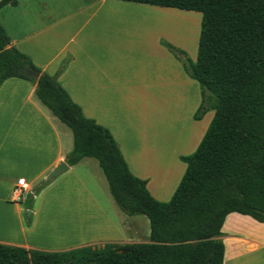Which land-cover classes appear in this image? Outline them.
Listing matches in <instances>:
<instances>
[{"label": "crops", "instance_id": "1", "mask_svg": "<svg viewBox=\"0 0 264 264\" xmlns=\"http://www.w3.org/2000/svg\"><path fill=\"white\" fill-rule=\"evenodd\" d=\"M173 9L126 0H15L0 7L10 44L47 74L65 62L61 87L85 117L109 131L128 170L162 202L184 171L179 156L193 153L210 119H189L198 85L159 43H175L166 34ZM197 37L198 31L196 44ZM181 119L186 124L173 125ZM71 146L70 130L38 101L34 83L1 82L0 243L62 251L147 242V219L118 209L93 158L66 163ZM58 160L67 168L38 189L27 218L25 199L14 200L12 187L24 178L32 192ZM248 217L225 216L217 237L222 264H264V222Z\"/></svg>", "mask_w": 264, "mask_h": 264}, {"label": "trees", "instance_id": "2", "mask_svg": "<svg viewBox=\"0 0 264 264\" xmlns=\"http://www.w3.org/2000/svg\"><path fill=\"white\" fill-rule=\"evenodd\" d=\"M200 13L195 59L160 39L195 80L199 119L213 115L195 150L179 156L184 171L170 198L154 199L145 180L128 170L109 131L85 117L61 87L10 44L0 25V84L8 77L34 83L38 101L71 133L68 165L93 158L108 193L125 215H144L147 242L103 243L62 251L0 243V264H222L217 237L230 212L264 222V0H126ZM15 0H0L14 4ZM29 223V220H26Z\"/></svg>", "mask_w": 264, "mask_h": 264}, {"label": "rangeland", "instance_id": "3", "mask_svg": "<svg viewBox=\"0 0 264 264\" xmlns=\"http://www.w3.org/2000/svg\"><path fill=\"white\" fill-rule=\"evenodd\" d=\"M173 10H175V9H173ZM166 16H168L167 17L168 19H170V18L172 19V24H171L172 26H170L169 24H167V26H166L167 37L169 39H171L173 42L178 43L179 45H182L185 49L177 46L175 43L172 44L171 42L170 43L167 42V41H165V42H167V43L171 44L173 47L183 51L189 59L194 60L195 59V54H196L195 34H196V31H198V28H199L200 13L199 12H195V11H187V10L176 9L175 11L168 12ZM198 91H199V88H198ZM199 96H200V92H199ZM199 103H200V100H199ZM199 103H198V105H199ZM197 107L198 106H196V108H194L193 113L195 112ZM178 111L179 110H177V113H178ZM183 113H184V111H183ZM179 114H181V113L179 112ZM212 115H213V110L212 109H208L202 114V116L200 118L201 119L203 118V122H204L208 118L211 119ZM192 118H193V114H192V116L190 114L189 119L193 120L194 118L193 119ZM210 119H209V121H210ZM195 120H197V119H195ZM178 124L179 125H184L186 123L183 122L182 119L178 120V121L175 120L173 122V125H175V126H179ZM207 125H206V127H207ZM161 135L162 134H158V136H161ZM165 135L170 136L171 133L170 134H165ZM173 136H174V134H173ZM89 160H90L91 164H93L99 170L96 161L94 159H89ZM99 172H100V170H99ZM100 174H101V172H100ZM101 178L103 180V184H104L105 190H106V182L103 179V177H101ZM139 218H142V220H146V217L143 216V215H139Z\"/></svg>", "mask_w": 264, "mask_h": 264}, {"label": "water", "instance_id": "4", "mask_svg": "<svg viewBox=\"0 0 264 264\" xmlns=\"http://www.w3.org/2000/svg\"><path fill=\"white\" fill-rule=\"evenodd\" d=\"M67 168V165L63 160H58L54 166H52L46 174L42 177L40 182L36 185V187L33 189L32 192H29L25 198V216L28 218L30 215V208L32 204V199L34 198L35 193L40 189L42 186L48 184L50 181H52L58 174L63 172Z\"/></svg>", "mask_w": 264, "mask_h": 264}, {"label": "built area", "instance_id": "5", "mask_svg": "<svg viewBox=\"0 0 264 264\" xmlns=\"http://www.w3.org/2000/svg\"><path fill=\"white\" fill-rule=\"evenodd\" d=\"M30 192V188L27 186L24 178H18L12 187V198L16 201H21L26 198Z\"/></svg>", "mask_w": 264, "mask_h": 264}, {"label": "bare ground", "instance_id": "6", "mask_svg": "<svg viewBox=\"0 0 264 264\" xmlns=\"http://www.w3.org/2000/svg\"><path fill=\"white\" fill-rule=\"evenodd\" d=\"M185 44V43H184ZM192 49V48H191Z\"/></svg>", "mask_w": 264, "mask_h": 264}]
</instances>
